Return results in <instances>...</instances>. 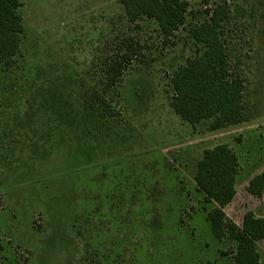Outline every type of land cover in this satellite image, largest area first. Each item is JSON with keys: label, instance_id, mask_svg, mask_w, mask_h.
Here are the masks:
<instances>
[{"label": "rangeland", "instance_id": "374dc122", "mask_svg": "<svg viewBox=\"0 0 264 264\" xmlns=\"http://www.w3.org/2000/svg\"><path fill=\"white\" fill-rule=\"evenodd\" d=\"M186 1V25L166 38L154 20L130 23L119 0H21L17 68L0 71V264L234 263L237 241L215 237L194 177L204 150L228 143L241 164L228 219L264 214V194L246 191L264 171V0ZM220 3L250 120L209 131L174 112L171 78L196 55L190 26ZM125 36L143 55L106 95L121 118L86 123L80 92L105 87Z\"/></svg>", "mask_w": 264, "mask_h": 264}, {"label": "trees", "instance_id": "16d2710c", "mask_svg": "<svg viewBox=\"0 0 264 264\" xmlns=\"http://www.w3.org/2000/svg\"><path fill=\"white\" fill-rule=\"evenodd\" d=\"M119 1L124 6L130 23L143 18L154 20L166 38L175 36L187 23L189 4L186 0ZM21 5V0H0V71L11 72L17 68L26 32L20 12ZM205 15L202 21L194 22L189 28L197 51L194 57L189 58L172 75L174 95L170 106L185 122L197 125L210 121L209 131H218L245 124L250 120V115L245 102V80L240 74L233 73L229 65L227 29L230 7L226 3H220L207 10ZM142 55L143 47L140 42L134 36H125L120 42L119 52L103 64L105 87L90 86L85 91L82 88L79 90L87 95L82 101L86 109L84 116L78 112L77 115L92 120L86 123L95 126H103L110 120L121 118L118 107L106 95L118 87L129 66ZM73 91L77 92L76 89ZM87 110L95 116H91ZM95 110L101 116L96 115ZM105 120L108 122L104 123ZM63 137L61 133L60 138ZM86 156L81 154L83 159ZM90 157L91 155L88 158ZM240 171L241 164L236 151L228 143H219L204 150L198 161L194 180L196 189L210 205L206 211L215 237L222 240L230 233L237 241L233 264H260L258 245L260 241H264V217L249 211L239 225L229 220L226 213L227 206L236 198ZM246 189L249 194L262 197L264 171L254 176ZM4 250L5 246L0 240V256Z\"/></svg>", "mask_w": 264, "mask_h": 264}, {"label": "crops", "instance_id": "0c3cea01", "mask_svg": "<svg viewBox=\"0 0 264 264\" xmlns=\"http://www.w3.org/2000/svg\"><path fill=\"white\" fill-rule=\"evenodd\" d=\"M239 175H240V174H239ZM238 178H239V176H238ZM251 179H252V178H251ZM251 179H250V180H251ZM237 187H238V186H237ZM238 189H239V188H238ZM246 191H247V189H246ZM247 193H248V192H247ZM248 195H250L251 198H252V197L257 198V197H255V196L249 194V193H248ZM237 197H238V192H237V195H236V198L234 199V201L237 199ZM234 201H233V202H234ZM233 202H232L230 205H232ZM256 203H259V202L256 201ZM230 205H229V206H230ZM229 206H227V208H228ZM227 208H226V209H227ZM249 211H252V210H246V211H244V212H243V215H245V214H246L247 212H249ZM253 212H255V211H253ZM226 213H227V212H226ZM255 213H256V212H255ZM256 214H257L258 216H262V217H264V214H262V213H261V214L256 213ZM227 215H228V214H227ZM242 220H243V218H242ZM242 220H241V222H242ZM236 223H237V222H236ZM237 224H238V223H237ZM261 243L264 244V241H260L258 246H259V249H260L262 252H264V248L261 247V245H262ZM263 247H264V246H263ZM260 264H261V261H260Z\"/></svg>", "mask_w": 264, "mask_h": 264}]
</instances>
